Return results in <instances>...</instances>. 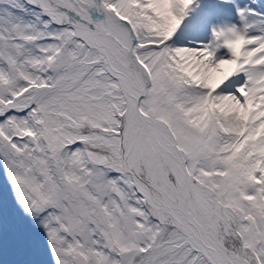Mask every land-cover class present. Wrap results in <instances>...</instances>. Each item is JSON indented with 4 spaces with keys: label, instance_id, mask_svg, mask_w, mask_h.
Listing matches in <instances>:
<instances>
[{
    "label": "snow or ice",
    "instance_id": "obj_1",
    "mask_svg": "<svg viewBox=\"0 0 264 264\" xmlns=\"http://www.w3.org/2000/svg\"><path fill=\"white\" fill-rule=\"evenodd\" d=\"M0 163L52 264H264V0H0Z\"/></svg>",
    "mask_w": 264,
    "mask_h": 264
},
{
    "label": "rangeland",
    "instance_id": "obj_2",
    "mask_svg": "<svg viewBox=\"0 0 264 264\" xmlns=\"http://www.w3.org/2000/svg\"><path fill=\"white\" fill-rule=\"evenodd\" d=\"M0 264H52L44 234L21 211L0 163Z\"/></svg>",
    "mask_w": 264,
    "mask_h": 264
}]
</instances>
